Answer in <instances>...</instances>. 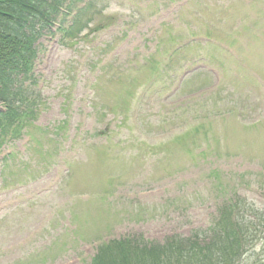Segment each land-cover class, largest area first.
Masks as SVG:
<instances>
[{
	"label": "rangeland",
	"instance_id": "obj_1",
	"mask_svg": "<svg viewBox=\"0 0 264 264\" xmlns=\"http://www.w3.org/2000/svg\"><path fill=\"white\" fill-rule=\"evenodd\" d=\"M74 11L82 32L38 40L32 139L2 146L0 264H89L124 236L217 249L225 202L264 206V0H80L58 19ZM248 239L237 264H264Z\"/></svg>",
	"mask_w": 264,
	"mask_h": 264
},
{
	"label": "trees",
	"instance_id": "obj_2",
	"mask_svg": "<svg viewBox=\"0 0 264 264\" xmlns=\"http://www.w3.org/2000/svg\"><path fill=\"white\" fill-rule=\"evenodd\" d=\"M59 0H0V87L9 83V75L19 59L30 63L33 55L31 42L35 35V24L30 19L29 11L40 17L43 3H58ZM31 12L32 16L34 13ZM6 88V87H5ZM0 97L5 99V93L0 89ZM6 100V99H5ZM1 116H6L0 112ZM232 224L230 231L223 228L217 230L212 240L217 249L199 246L195 243L190 253L182 254L180 247L173 249L172 245L163 250L152 248L137 252H124L119 257L113 254L111 261L103 260L97 264H232L240 256L245 245L242 227L239 223ZM209 243V242H208ZM210 249V250H208ZM103 253V252H102Z\"/></svg>",
	"mask_w": 264,
	"mask_h": 264
}]
</instances>
